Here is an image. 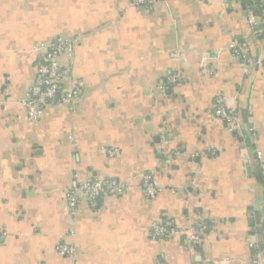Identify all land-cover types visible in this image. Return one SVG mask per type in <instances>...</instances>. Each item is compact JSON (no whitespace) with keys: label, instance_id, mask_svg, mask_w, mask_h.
I'll use <instances>...</instances> for the list:
<instances>
[{"label":"crops","instance_id":"crops-1","mask_svg":"<svg viewBox=\"0 0 264 264\" xmlns=\"http://www.w3.org/2000/svg\"><path fill=\"white\" fill-rule=\"evenodd\" d=\"M253 1L0 0V264H251L264 243V1L259 33ZM57 38L75 39L58 61L63 90H80L32 120L35 47ZM234 41L260 62L244 68ZM174 71L184 80L168 86ZM218 95L247 112L253 138L225 129ZM94 179L129 188L73 216L67 189ZM166 220L176 232L155 238Z\"/></svg>","mask_w":264,"mask_h":264},{"label":"built area","instance_id":"built-area-1","mask_svg":"<svg viewBox=\"0 0 264 264\" xmlns=\"http://www.w3.org/2000/svg\"><path fill=\"white\" fill-rule=\"evenodd\" d=\"M135 4L142 6H151L155 0H133ZM253 1V0H249ZM255 1V0H254ZM253 1V2H254ZM263 2L264 0H260ZM256 6L254 3L248 7V14L251 18L255 32L259 33L262 29L257 26L255 19L257 18ZM75 39L57 38L48 44L36 46L35 50L40 51V59L37 64V74L34 86L31 88L29 97L23 99L22 103L27 107L29 118L37 120L41 117L43 108L51 103L62 102L71 104L75 92L80 90L77 85L74 90L64 91L62 81L65 78V69L58 58L66 57L70 60L74 54ZM232 54L240 59L244 68H250L254 63L260 61L253 57L249 45L246 41H234L229 44ZM201 71H204V66H201ZM184 80V74L181 71H174L167 78V85H175ZM215 114L224 122L225 129L230 133H238L244 128L246 132L253 138L255 136V126L247 121H243L240 113L227 106L223 96L218 95L215 99ZM243 121V122H242ZM243 131V130H242ZM215 152V151H213ZM255 161L258 162V167L261 169L262 178L264 180V166L261 164L262 155L259 150H255ZM252 159V160H254ZM144 190L149 197L156 195L157 190L150 175L143 176ZM129 185L117 179H94L83 183L74 182L66 192V197L69 203L70 213L74 216L78 213L79 207L83 201H86L92 208H97L100 205L101 198L104 195H121L127 191ZM262 209L263 203L259 202ZM204 223L198 224L199 230H204ZM176 227L171 220H166L163 223L155 224L152 228V235L157 239H162L167 234L176 232ZM191 241L194 246L199 243V237L193 234ZM264 244V243H263ZM58 251L64 255H74L72 246L62 243L58 246ZM251 264H264V249L262 244L255 243L253 254L250 259ZM164 264V262H160Z\"/></svg>","mask_w":264,"mask_h":264},{"label":"water","instance_id":"water-1","mask_svg":"<svg viewBox=\"0 0 264 264\" xmlns=\"http://www.w3.org/2000/svg\"><path fill=\"white\" fill-rule=\"evenodd\" d=\"M247 118H248V116H247V112H246V111H243V119H244L245 121H247ZM262 248L264 249V244H262Z\"/></svg>","mask_w":264,"mask_h":264},{"label":"trees","instance_id":"trees-1","mask_svg":"<svg viewBox=\"0 0 264 264\" xmlns=\"http://www.w3.org/2000/svg\"><path fill=\"white\" fill-rule=\"evenodd\" d=\"M256 4L259 5L260 2H259L258 0H255V1H254V5H256ZM257 5H256V7H257Z\"/></svg>","mask_w":264,"mask_h":264}]
</instances>
